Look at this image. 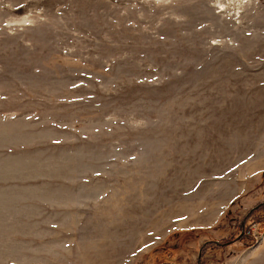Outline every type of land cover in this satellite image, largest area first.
Returning a JSON list of instances; mask_svg holds the SVG:
<instances>
[{
    "label": "rangeland",
    "instance_id": "1",
    "mask_svg": "<svg viewBox=\"0 0 264 264\" xmlns=\"http://www.w3.org/2000/svg\"><path fill=\"white\" fill-rule=\"evenodd\" d=\"M158 246L264 264V0H0V264Z\"/></svg>",
    "mask_w": 264,
    "mask_h": 264
},
{
    "label": "trees",
    "instance_id": "2",
    "mask_svg": "<svg viewBox=\"0 0 264 264\" xmlns=\"http://www.w3.org/2000/svg\"><path fill=\"white\" fill-rule=\"evenodd\" d=\"M257 208H259V205L258 206H256V208L255 209H257ZM250 215V214H249ZM248 215V216H249ZM241 231H238V233L237 234H239ZM192 233H196V230L195 229H193V230H178V231H174L173 233H171L169 236H168V238H166L165 239V241H163L164 242V248L166 249L167 248V245H169V244H171L172 243V241L174 240V238L176 237V236H182V240H184V238L186 237V239L190 236V234H192ZM229 236H233L232 234H230ZM230 237V238H231ZM232 239H233V237H232ZM184 242L185 241H183L182 242V246H183V244H184ZM227 243H229V242H227ZM160 249H162V247L161 246H158L157 247V249L156 250H154V252L153 253H151L149 256L150 257H152V258H148L150 261H153L152 262V264H160V262H158V261H155V259H154V256H157V255H159L160 253H162V254H166V256H170V253H171V250H165L164 252H162ZM158 252V253H157ZM158 257H156V259H157ZM173 258V259H172ZM169 259H171V261L170 262H166V261H162V262H165V264H179V261H177V258L175 257V259H174V257L172 256V257H169ZM163 264V263H162Z\"/></svg>",
    "mask_w": 264,
    "mask_h": 264
},
{
    "label": "bare ground",
    "instance_id": "3",
    "mask_svg": "<svg viewBox=\"0 0 264 264\" xmlns=\"http://www.w3.org/2000/svg\"><path fill=\"white\" fill-rule=\"evenodd\" d=\"M239 2L241 1V0H238ZM221 7H223V5L222 4H220V3H218Z\"/></svg>",
    "mask_w": 264,
    "mask_h": 264
}]
</instances>
